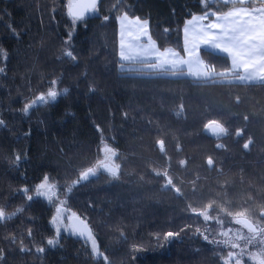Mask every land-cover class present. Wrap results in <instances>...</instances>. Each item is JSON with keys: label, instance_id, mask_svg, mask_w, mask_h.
Segmentation results:
<instances>
[{"label": "trees", "instance_id": "1", "mask_svg": "<svg viewBox=\"0 0 264 264\" xmlns=\"http://www.w3.org/2000/svg\"><path fill=\"white\" fill-rule=\"evenodd\" d=\"M67 1L0 0V207L23 209L0 222V264H225L231 244L245 243L234 238L233 230L244 229L237 214L264 228V84L204 82L135 66L146 62L120 67V16L147 21L159 49L183 53V26L204 14L202 0H100L95 14L75 23ZM231 7L209 4L207 11ZM199 54L217 72L230 66L224 55ZM53 87L68 92L22 111ZM211 120L228 134L206 132ZM104 144L117 152L118 178L99 170L74 183L101 160ZM45 176L88 223L107 261L76 235L48 245L54 207L35 197ZM169 178L175 187H165ZM169 232L178 235L165 240Z\"/></svg>", "mask_w": 264, "mask_h": 264}, {"label": "snow or ice", "instance_id": "2", "mask_svg": "<svg viewBox=\"0 0 264 264\" xmlns=\"http://www.w3.org/2000/svg\"><path fill=\"white\" fill-rule=\"evenodd\" d=\"M205 4L206 11L201 16L193 15L192 19L187 21L184 27L185 40L184 51L188 55V59H183L179 56V53L165 49L160 52L156 47L155 42L151 41V37H148V44H141L134 42L133 44L125 45L123 39V21L127 20L125 14L121 17L122 20V39L120 41V58L121 68H125L126 65L123 62L129 64L142 62L144 59L155 57L156 62L149 64V69L162 70L164 73H170L171 75H188L195 78L197 81L212 82V83H228L239 82L242 84H264V6H254V0H202ZM209 4L217 5H232L229 11L209 12L207 7ZM248 5H253L249 7ZM97 8V0H68V12L72 17L73 22L77 20H83L85 15L89 12H94ZM209 16H215V21H210L207 24H203V21L208 20ZM107 19V17H105ZM138 20V18H137ZM144 32L143 35L147 36V21L143 22ZM71 35V34H70ZM139 38H137L138 40ZM203 45L208 54L212 56L224 55L226 58H230V68L217 72L211 65H206L199 54L200 46ZM0 54L2 50H0ZM66 56L75 59L71 52H67ZM184 66L187 67V73L184 72ZM0 69V72H3ZM219 77L220 79H216ZM56 85L57 81L51 82ZM68 89L56 90L54 87L50 88L46 93H40L29 103H26L23 112L28 114L30 110L40 106H49L57 101V98L61 95H66ZM239 101V98H237ZM182 111V109H181ZM180 113H177L179 115ZM247 120V117H245ZM3 121L0 120V125H3ZM206 132L210 133L216 138L226 136L228 130L216 120H211L205 125ZM237 135H241L238 130ZM251 142V141H250ZM249 142V143H250ZM160 150L164 151L163 141H159ZM249 143L244 144V148L248 149ZM217 147H224V145H217ZM104 159L97 162L95 167H89L87 170L81 173L78 181L88 180L90 177L96 176L97 171L103 170L107 172L113 178H118L120 165L113 162V158L117 156L115 149L105 145L103 148ZM20 157H16V162H19ZM181 165L185 162L181 161ZM209 165L213 164L211 158L208 159ZM160 175V173H157ZM167 176V172L163 173ZM74 186V185H73ZM175 187L169 178L165 184V187ZM57 185L49 183V177L45 176L43 181L35 186V197H44L50 203H56L58 199V192L56 191ZM69 186V191H71ZM26 194L29 189H23ZM176 192L179 194L180 189L176 188ZM34 196H28V200H33ZM65 201H60V204H64ZM211 207V206H209ZM22 208H18L16 212L6 213L3 207H0V222L11 219L17 213L22 212ZM193 212H197L196 209H192ZM62 210L57 208V215L52 218V223L56 225V232L59 234L62 225ZM203 215L205 220L212 219L208 215L207 211L199 213ZM243 217V213L237 214ZM264 217V213L261 214ZM73 217L75 214L73 213ZM79 220L78 217H76ZM237 224L242 225L248 230L250 235L244 236L238 234L237 239H243L246 244L256 245L258 251L255 253H247L252 261L256 264H264V228H258L250 220L243 218L235 221ZM79 225L72 224L71 228L79 233L81 236H87V239L91 240L92 255L95 258H102L107 261L108 258L102 252H100L98 245L92 232L87 228V225L83 221H79ZM31 234V233H30ZM227 236L228 233H222ZM178 235L177 233L169 232L165 234V240L170 237ZM259 237V239H257ZM207 240L208 237L205 236ZM217 243V241H212ZM48 245L55 246L58 244L57 239H49ZM225 244L231 243V241L225 240ZM233 248L239 247V244L232 243ZM43 252L44 249H38ZM243 253V250H242ZM236 253L229 254V260L236 257ZM236 264H240V259H236Z\"/></svg>", "mask_w": 264, "mask_h": 264}, {"label": "rangeland", "instance_id": "3", "mask_svg": "<svg viewBox=\"0 0 264 264\" xmlns=\"http://www.w3.org/2000/svg\"><path fill=\"white\" fill-rule=\"evenodd\" d=\"M254 5H256L257 7L261 6L260 4H254ZM123 16L124 15H122V16H120L118 18V24H119V26H118V56H119V58H120V54H119L120 53V41L122 39V36H121V33H122V20H121V17H123ZM127 18H128L127 20L123 21V39H124L125 45L133 44L134 42H138V43H141V44H148L149 43V40H148L149 31H148V27L147 26H146V28H147V36L143 35V32H144L143 22H144V20H140V19L137 20L136 17L130 18L128 16H127ZM137 38H139V39L137 40ZM151 41H153V40L151 39ZM200 48H204V46L201 45ZM168 49H171V50L179 53V56L181 58H183V59H188L189 58L188 55L184 56V55L180 54L182 52H179L178 50H175V49H173L171 47L168 48ZM159 51L163 52V50H161V49H159ZM183 53H186V52L184 51ZM120 60H121V58H120ZM142 62H146V63L135 65V66H138V68H143L146 71L147 70H158V69H149V67H148L149 64H152V63L156 62V58L154 56L150 57V58H147V59H144ZM123 63L126 65L125 68L134 67L133 64H129L128 62H123ZM230 66H231V64H230ZM230 66H229V68H230ZM184 68H185L184 72L187 73V71H188L187 67L184 66ZM165 74H168V73H165ZM105 145L106 144H104L102 146V150H103ZM102 153H103V151H102ZM103 159H104V153H103V156H102L101 160H103ZM113 162H114V158H113ZM98 171H99V169H98ZM42 199H45L46 202L51 204V205L53 204L52 206L54 207V210H53V213H52V217L50 219L51 227L53 228V232H54V239H58L60 236L68 235V234L74 236L75 233H74L73 229L71 228V225H70V222H69V218L73 214V212L70 211L69 209H67L64 206V204H60V201H62V199H59V197H58V199L56 200V203H50L44 197H42ZM57 208H61V210H62L61 215H62V225L63 226L61 227L59 234H57V232H56V225L52 223V218L57 215ZM233 232L235 234L234 238H237L238 234H243L244 236L250 235V233H248V230H246L245 228L244 229L233 230ZM87 241L91 245V240L88 239ZM241 241H244L245 243L239 244V247L232 248L227 253V255L224 256L223 262L225 264H236V259L237 258L240 259V264H256L255 261H252L249 258L247 253H255V252H257L258 251V247L256 245L246 244V241L243 240V239H239L238 240L239 243H241ZM91 248H92V246H91ZM242 250H243V253H242ZM230 253H236L237 256L233 257L231 260H229V254Z\"/></svg>", "mask_w": 264, "mask_h": 264}, {"label": "water", "instance_id": "4", "mask_svg": "<svg viewBox=\"0 0 264 264\" xmlns=\"http://www.w3.org/2000/svg\"><path fill=\"white\" fill-rule=\"evenodd\" d=\"M99 2H100V0H97V6H98ZM96 10H97V8H96ZM96 10H95L94 12H89V13H87V14L85 15L84 19L87 18V17H90V16L93 15V14H95ZM67 14H68L69 18L72 19V17L69 15V12H68V1H67ZM72 20H73V19H72ZM77 21H79V20H77ZM93 177H95V176H93ZM93 177H90L88 180L92 179ZM88 180H81L80 182H85V181H88ZM76 217H78L79 220H77ZM243 218H244V217H237L236 220H237V219H243ZM79 221H83L84 224L87 225V228L91 230V228H90V226L88 225V223H87L82 217H80L79 215L75 214V217H73V214H72V215L70 216V218H69L70 225H72V224H77L78 226L82 227V225H79ZM73 231H74V230H73ZM91 232H92V230H91ZM74 233H75V235H76L78 238H80V239H82V240H88L86 235H85V236H81V235H79V233H77V232H75V231H74Z\"/></svg>", "mask_w": 264, "mask_h": 264}, {"label": "crops", "instance_id": "5", "mask_svg": "<svg viewBox=\"0 0 264 264\" xmlns=\"http://www.w3.org/2000/svg\"><path fill=\"white\" fill-rule=\"evenodd\" d=\"M254 1H256V0H254ZM255 4H257V3H255ZM261 5V4H260ZM253 6V5H252ZM254 6H256V5H254ZM261 6H263V5H261ZM231 9V8H230ZM229 9V10H230ZM229 10H227V11H229ZM202 14H199V15H196V16H201ZM193 17V16H192ZM192 17L191 18H189L187 21H189V20H191L192 19ZM186 21V22H187ZM210 21H215V16H209L208 17V20H206V21H203L202 23L203 24H207L208 22H210ZM186 24V23H185ZM185 24H184V26H183V39L185 40V33H184V27H185ZM157 46V45H156ZM158 48V47H157ZM168 48H170V47H167V48H164V49H161V50H165V49H168ZM180 54H182V55H184V56H187V54L186 53H180ZM229 61H230V64H231V60H230V58H229ZM185 69V68H184Z\"/></svg>", "mask_w": 264, "mask_h": 264}, {"label": "flooded vegetation", "instance_id": "6", "mask_svg": "<svg viewBox=\"0 0 264 264\" xmlns=\"http://www.w3.org/2000/svg\"><path fill=\"white\" fill-rule=\"evenodd\" d=\"M246 229V228H245ZM247 230V229H246Z\"/></svg>", "mask_w": 264, "mask_h": 264}]
</instances>
